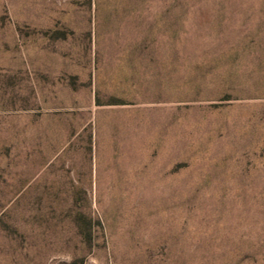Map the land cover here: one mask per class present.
Masks as SVG:
<instances>
[{
    "label": "rangeland",
    "instance_id": "1",
    "mask_svg": "<svg viewBox=\"0 0 264 264\" xmlns=\"http://www.w3.org/2000/svg\"><path fill=\"white\" fill-rule=\"evenodd\" d=\"M0 264H264V0H0Z\"/></svg>",
    "mask_w": 264,
    "mask_h": 264
}]
</instances>
